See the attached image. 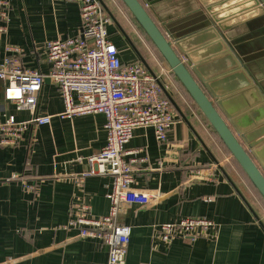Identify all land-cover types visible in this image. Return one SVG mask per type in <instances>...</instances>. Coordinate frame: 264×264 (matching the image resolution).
<instances>
[{
    "label": "crops",
    "instance_id": "crops-1",
    "mask_svg": "<svg viewBox=\"0 0 264 264\" xmlns=\"http://www.w3.org/2000/svg\"><path fill=\"white\" fill-rule=\"evenodd\" d=\"M101 1L116 21L111 20L107 31L122 63L140 61V56L154 74L161 75L160 82L168 87L178 108V121L165 142H158L152 128H140L126 146L128 152L133 151L126 162L135 161L131 164L134 187L156 191L158 199L146 206L120 205L118 222L131 227L125 264H264V215L251 201L244 174L171 72L166 73L169 68L153 69L157 59L128 11L117 0ZM8 2L5 32L0 33V63L6 45L18 47L25 69L47 75L46 43L80 35L78 6L53 0ZM195 3L198 10L192 4L176 9L163 5L151 14L178 24L175 36L181 37L201 25L196 14L203 7ZM232 3L222 13H233ZM216 4L217 0H211L207 5ZM217 8L215 12L220 10ZM257 17L246 15L230 23L232 27L241 24L226 34L234 43L232 59L231 52L226 53L227 42L218 43L207 30L179 41L181 47L176 51L183 62L191 58L202 77L225 90L242 85L234 74L237 61L264 95V22L255 20ZM2 86L0 83V122L10 116L29 121L30 113L16 110L3 99ZM63 112L57 89L45 79L36 115L49 116V123L29 126L15 146L0 148V264H107L108 248L102 241L91 232L69 227L82 213L98 219L110 210L107 195L112 177L80 179L87 170L86 159L106 143L105 118L89 114L62 119ZM263 139L264 135L254 143ZM208 169L210 177L205 178L203 171ZM197 217L216 223L215 234L177 235L169 242L160 239L158 225Z\"/></svg>",
    "mask_w": 264,
    "mask_h": 264
},
{
    "label": "built area",
    "instance_id": "built-area-1",
    "mask_svg": "<svg viewBox=\"0 0 264 264\" xmlns=\"http://www.w3.org/2000/svg\"><path fill=\"white\" fill-rule=\"evenodd\" d=\"M75 3L79 8L81 32L76 38L57 39L46 43V60L50 64L47 75L38 70L25 69L19 55L21 49L6 45L0 63V83L3 99L16 110L27 111L29 121H16L14 116L0 122V148L15 146L29 126L47 125L49 116H37V99L45 79L57 89L64 106L60 118L99 114L104 116L106 143L99 153L86 159L87 170L80 179L109 174L112 188L107 195L108 215L90 219L80 214L69 227L91 232L108 248L107 264H125L131 227L118 222L121 204L146 206L158 199L156 191L137 189L131 164L125 157L133 132L152 128L158 142L167 140V133L177 123V115L164 96L155 77L140 62L122 63L116 46L110 41L107 27L111 19L100 0H53ZM9 2L0 0V33L5 32ZM161 72V71H160ZM170 73V71H166ZM168 91V87L164 86ZM143 161V160H140ZM210 170L203 175L209 178ZM202 174V172H200ZM27 188L33 189L31 186ZM160 239L169 242L177 235L209 237L217 225L204 217L184 218L157 227Z\"/></svg>",
    "mask_w": 264,
    "mask_h": 264
},
{
    "label": "water",
    "instance_id": "water-1",
    "mask_svg": "<svg viewBox=\"0 0 264 264\" xmlns=\"http://www.w3.org/2000/svg\"><path fill=\"white\" fill-rule=\"evenodd\" d=\"M119 1L169 68L172 76L192 101L200 115L218 137L231 156L232 161L239 167L264 202V139L257 144L254 143L255 140L264 135V120L261 121L264 116V95L259 91L258 86L253 84L248 78L249 76L244 74L237 61L233 60L237 66V71L234 74L239 75L242 85L235 89L225 90L202 77L199 67L191 58L183 62L176 51V48L179 50V47H181L179 41L207 30L214 33L215 40L218 43L224 44L225 41L227 42L229 49H227L226 53L230 54L228 53L229 50L231 52L229 58L232 59L234 43L226 34L241 24L232 27L230 23L236 22L246 15H257L258 17L255 20L264 22V0H217L218 4H216V7L207 5L211 0ZM195 1L203 7V12L196 14V16L201 18L199 19L201 25H199L198 30L191 31L184 36H175L178 31L174 29V26L178 24L172 25L173 21L168 23L159 15L155 18L152 17L153 13L156 14L155 9H159L163 5L176 9L192 4L195 6V10H198L199 6L198 8L196 7ZM236 1H240V4L235 5ZM100 2L112 20V15L101 0ZM229 2L234 3L231 5L234 6L232 8H235L233 13H222V10L225 9L226 4H229ZM215 8L220 10L215 12ZM244 12H248V14ZM204 13L210 18L209 20H207ZM191 21L192 19L187 22ZM180 51L184 52L182 49ZM139 59L155 77L156 75L140 56ZM157 83L172 107L175 111H178L177 106L164 89L162 83L159 80H157Z\"/></svg>",
    "mask_w": 264,
    "mask_h": 264
},
{
    "label": "rangeland",
    "instance_id": "rangeland-1",
    "mask_svg": "<svg viewBox=\"0 0 264 264\" xmlns=\"http://www.w3.org/2000/svg\"><path fill=\"white\" fill-rule=\"evenodd\" d=\"M118 1V0H117ZM119 2V1H118ZM120 3V2H119ZM121 5V3H120ZM150 45V50H151V53L153 54V58H156L157 59V67H154L153 66V69L156 70V71H159L161 70V68H166L168 69V67L166 66V64L163 62V60L161 59V57L158 55V53L155 51V49L151 46L150 43H148ZM152 61L151 58H149V61ZM148 61V59H147ZM154 62V60H153ZM151 63V62H150ZM155 63V62H154ZM156 64V63H155ZM162 79V77H161ZM236 165V164H235ZM237 167V166H236ZM246 184L247 186L250 188L249 191H251V201L253 202V205L255 204V206L257 207L258 209V212L261 213L262 215H264V204L262 203L260 197L258 196V194L249 186L250 184H248V182L246 181Z\"/></svg>",
    "mask_w": 264,
    "mask_h": 264
},
{
    "label": "trees",
    "instance_id": "trees-1",
    "mask_svg": "<svg viewBox=\"0 0 264 264\" xmlns=\"http://www.w3.org/2000/svg\"><path fill=\"white\" fill-rule=\"evenodd\" d=\"M119 1V0H118ZM120 2V1H119ZM121 3V2H120ZM119 3V4H120ZM121 6H123L122 4H121ZM124 7V6H123ZM144 35V34H143ZM145 36V35H144ZM147 39V38H146ZM148 40V39H147ZM148 42H149V40H148ZM150 43V42H149ZM151 44V43H150ZM153 47V46H152ZM186 94V93H185ZM188 97V96H187ZM245 176V175H244ZM246 178V177H245ZM246 180H247V182L250 184V182L248 181V179L246 178ZM251 185V184H250ZM257 193V192H256ZM259 196V195H258ZM261 199V198H260ZM262 201V200H261ZM262 203L264 204V202L262 201Z\"/></svg>",
    "mask_w": 264,
    "mask_h": 264
}]
</instances>
